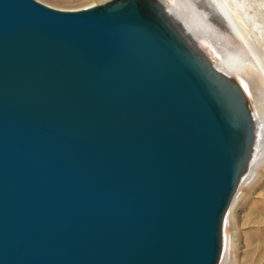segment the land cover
<instances>
[{"label":"water","instance_id":"1","mask_svg":"<svg viewBox=\"0 0 264 264\" xmlns=\"http://www.w3.org/2000/svg\"><path fill=\"white\" fill-rule=\"evenodd\" d=\"M253 129L159 0H0V264H218Z\"/></svg>","mask_w":264,"mask_h":264},{"label":"rangeland","instance_id":"2","mask_svg":"<svg viewBox=\"0 0 264 264\" xmlns=\"http://www.w3.org/2000/svg\"><path fill=\"white\" fill-rule=\"evenodd\" d=\"M37 1L60 9H80L103 4L109 0ZM163 1L172 7H176L175 0ZM247 1L250 2L252 7L250 11H253L257 2L261 0ZM262 1L264 2V0ZM178 17L186 28L194 33L214 63L220 66L225 65L223 67L228 69L236 79L240 76L249 82L252 94L247 97V101L251 106L260 105L261 114L264 117V87L259 77L249 67V61L253 59L241 40L220 25L213 27V35H206L197 24L199 13L193 6H188L185 11L178 13ZM261 21L264 23V17H261ZM260 43L255 42V48L257 53L264 59V41ZM234 54H238L241 61H234ZM263 156L260 155L258 160L251 161L249 165L250 171L246 174L243 173V176L240 177L222 223V252L218 264H264ZM253 178H256L255 182L250 184Z\"/></svg>","mask_w":264,"mask_h":264},{"label":"bare ground","instance_id":"3","mask_svg":"<svg viewBox=\"0 0 264 264\" xmlns=\"http://www.w3.org/2000/svg\"><path fill=\"white\" fill-rule=\"evenodd\" d=\"M159 1L162 3L170 17L176 20L180 25L182 32L192 43L193 47H196L199 50L203 51L210 60L213 67L218 72L226 75L230 79L235 80L240 86L247 100V97L251 96L252 94L250 92L249 82L247 80H244L240 76H238L236 79L228 69L223 67L225 65L220 66L217 63H214L208 56L204 47L199 43L194 33L189 31L179 19L178 13L185 11L188 6L195 7L199 13V21H197V24L208 36L213 35L212 31L215 25H220L221 27H223V29L231 31L234 36L241 40L247 51L250 53L253 60L249 61V67L259 77L264 87V59L257 53L255 48V42L260 43L264 41V23L262 22L263 20L261 21V17H264V2L262 0L260 2H257V5H255L256 7H254L253 11H250V8L252 7L250 6V2L247 0H175L176 7H172L163 0ZM233 60L241 61L238 54H234ZM259 106H251L248 103V107L253 120L254 135L252 152L247 167L244 171L245 174L250 171V162L256 159L258 160L260 155H264V117L261 114L262 111L261 107ZM255 179L256 178H253L250 184L255 182Z\"/></svg>","mask_w":264,"mask_h":264}]
</instances>
